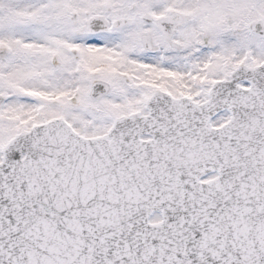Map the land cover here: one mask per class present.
Masks as SVG:
<instances>
[{
    "label": "snow or ice",
    "instance_id": "6c2138e0",
    "mask_svg": "<svg viewBox=\"0 0 264 264\" xmlns=\"http://www.w3.org/2000/svg\"><path fill=\"white\" fill-rule=\"evenodd\" d=\"M0 264H264V0H0Z\"/></svg>",
    "mask_w": 264,
    "mask_h": 264
}]
</instances>
